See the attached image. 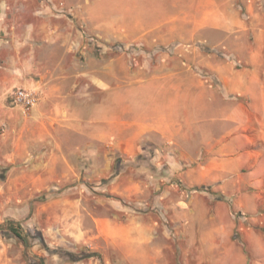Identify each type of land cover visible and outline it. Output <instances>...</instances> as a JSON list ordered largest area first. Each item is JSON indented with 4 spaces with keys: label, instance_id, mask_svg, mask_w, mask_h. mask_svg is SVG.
<instances>
[{
    "label": "crops",
    "instance_id": "obj_1",
    "mask_svg": "<svg viewBox=\"0 0 264 264\" xmlns=\"http://www.w3.org/2000/svg\"><path fill=\"white\" fill-rule=\"evenodd\" d=\"M156 8L112 10L109 26L116 29L108 36L137 43L105 46L119 57L93 59L87 53L85 69L51 78L37 106L36 122L50 119L80 134L92 130L87 140L54 142L59 154L46 161L44 183L54 180L58 162L67 180L83 175L94 184L97 203L109 202L108 191L140 206L127 208L124 218L92 215L91 237L77 219L75 239L100 255L87 264H166L162 247L154 243L158 224L139 211L149 201L150 164L166 171L157 174L163 184L155 182L160 191L155 202L168 213L170 201L173 212L184 216V226L171 220L184 227L186 256L216 253L222 261L235 248L229 205L213 201L212 194L232 197V209H248L245 190L264 194V0H162ZM118 132L123 138L116 139ZM161 146L169 151L163 154ZM118 147L132 164L124 190L119 177L110 178L111 153ZM148 148L157 154L149 156ZM173 178L210 194L192 196L180 211L169 200L171 187L164 185ZM102 179L110 181L102 184ZM194 227L197 233L188 239Z\"/></svg>",
    "mask_w": 264,
    "mask_h": 264
},
{
    "label": "rangeland",
    "instance_id": "obj_2",
    "mask_svg": "<svg viewBox=\"0 0 264 264\" xmlns=\"http://www.w3.org/2000/svg\"><path fill=\"white\" fill-rule=\"evenodd\" d=\"M160 2L162 0H0V264H87L100 255L94 253L91 246L75 239L77 219L86 223L85 230L91 237L92 215L117 214L124 218L127 208H140L131 203L135 201L133 198L108 191L105 196L110 198L109 202L106 205L97 203V195L91 189L94 184L84 180L83 175L80 178L72 175L67 180L58 162L53 167L54 180L48 185L44 183L42 180L48 172L46 161L53 154H59L54 142L87 140L92 138V130L80 134L50 119L46 124L35 120L37 106L45 99V87L51 78L55 80L61 75L82 72L87 53L93 54V59L119 57L120 53L109 52L105 46L137 43L108 36L116 29L109 26L112 10L119 14L125 5H136L145 12L156 11ZM128 19L127 16L125 20ZM69 60L75 62L70 64ZM90 65L98 66L94 62ZM36 82L39 83L37 87L33 84ZM18 88L35 91L40 97L37 108L34 107L28 116L12 101L13 92ZM118 135L116 139L123 138L124 132ZM61 149L67 148L61 146ZM160 149L163 154L169 151L165 146ZM146 150L149 156L157 154L154 148ZM111 155L114 163L110 178L119 177L117 185L124 190L132 164L126 161L122 147L113 149ZM150 166L153 168L149 171V201L147 207L139 211L146 214L151 223L158 224L154 243L162 247L166 264H210L214 261L218 264H264V194L247 195L245 190L242 197L248 209H232V197L212 194L213 201L229 205L234 221L230 242L235 248L229 258L222 261L216 253H205L203 257L197 252L191 253L194 258L190 259L191 256H186L188 240H184V227L175 226L171 220L178 218L184 226V216L173 212L170 201L168 213L155 202L160 193L155 189V182L163 184L157 174L165 169L157 164ZM108 181L110 179H102V184ZM164 185L171 187L169 200H173L180 211L187 209L186 204L192 196L206 199L210 194L205 187H187L180 178L164 181ZM8 221L14 222L27 244L8 231ZM197 229L194 227L188 233V239L195 237ZM173 246L177 252L174 255L168 248ZM81 254L94 255L81 258ZM202 258L205 262H201Z\"/></svg>",
    "mask_w": 264,
    "mask_h": 264
},
{
    "label": "built area",
    "instance_id": "obj_3",
    "mask_svg": "<svg viewBox=\"0 0 264 264\" xmlns=\"http://www.w3.org/2000/svg\"><path fill=\"white\" fill-rule=\"evenodd\" d=\"M12 101L20 107L23 115L28 116L39 103L40 97L35 91L18 88L13 92Z\"/></svg>",
    "mask_w": 264,
    "mask_h": 264
},
{
    "label": "trees",
    "instance_id": "obj_4",
    "mask_svg": "<svg viewBox=\"0 0 264 264\" xmlns=\"http://www.w3.org/2000/svg\"><path fill=\"white\" fill-rule=\"evenodd\" d=\"M8 231L10 233H12L16 238L20 239L21 241H23L25 244H27V240L24 236H22V234L20 233V231L18 230V228L14 225V222L12 221H8ZM94 254H81V258H85V257H91Z\"/></svg>",
    "mask_w": 264,
    "mask_h": 264
}]
</instances>
